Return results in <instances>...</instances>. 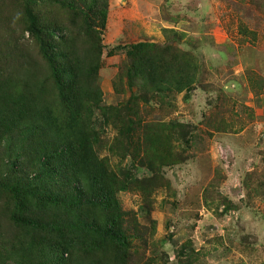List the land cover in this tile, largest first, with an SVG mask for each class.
<instances>
[{
    "label": "rangeland",
    "instance_id": "rangeland-1",
    "mask_svg": "<svg viewBox=\"0 0 264 264\" xmlns=\"http://www.w3.org/2000/svg\"><path fill=\"white\" fill-rule=\"evenodd\" d=\"M82 3L0 0V184L36 142L16 123L70 138L76 95L130 246L18 222L33 216L0 186V264H264V0ZM55 29L84 68L74 94L41 46ZM175 77L190 82L165 90Z\"/></svg>",
    "mask_w": 264,
    "mask_h": 264
},
{
    "label": "trees",
    "instance_id": "trees-1",
    "mask_svg": "<svg viewBox=\"0 0 264 264\" xmlns=\"http://www.w3.org/2000/svg\"><path fill=\"white\" fill-rule=\"evenodd\" d=\"M53 1L76 8L79 0ZM82 1V8L88 7L90 3H96V0ZM46 35L49 40H46L44 44L41 43V46L42 49H45V56L53 75L58 79V82H61L60 85L65 87L59 91L63 95L62 90L64 89L74 94L72 88L80 90L78 88V73L82 72L84 68L80 67V62L78 64V60H74L71 56L68 32L55 29L48 31ZM54 36L57 38L56 41L50 43ZM92 41H94V37L90 32L91 46ZM138 51H141L139 44L131 52L138 54ZM140 56L143 59L146 58L143 53ZM189 82L190 78L188 80L175 77L173 83H167L163 79L164 89L167 91L171 89L180 91ZM75 96L72 99L70 95L67 97L69 98L67 100L74 102L70 121V138L45 135L39 132L40 127L38 126L16 123L21 134L23 132V137L19 140L21 145L29 143L30 140H36V142L31 141L30 143L29 153L31 155L27 154L22 161L19 159L9 161L18 167L20 173L9 171L4 179L11 180L12 183L5 182L8 186L3 184L0 186L3 190L8 191L7 198L13 202L16 208L29 209L33 216L26 218L25 215H15L14 218L18 222L28 224L35 229L80 230L90 237L89 244L90 241L97 244L98 241L91 239L96 236L108 238L129 247V236L119 221V203L115 197L114 184L109 172L107 173L106 169L104 170L91 159L86 141L79 140V134L84 131L80 123L83 99L75 100ZM14 149L10 147L9 151L11 153L13 151L17 158L21 152ZM29 203H33L34 208L38 210L40 206L46 204L43 210L45 214H37ZM96 206H101L106 211L102 218H98V212H89L92 210L86 209V207ZM77 210L79 211L76 212ZM81 212L82 214L77 216Z\"/></svg>",
    "mask_w": 264,
    "mask_h": 264
}]
</instances>
